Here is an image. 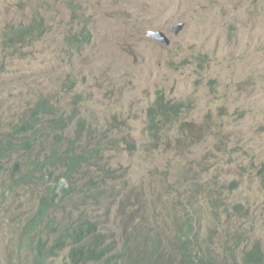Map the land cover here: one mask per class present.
Masks as SVG:
<instances>
[{
    "label": "rangeland",
    "instance_id": "rangeland-1",
    "mask_svg": "<svg viewBox=\"0 0 264 264\" xmlns=\"http://www.w3.org/2000/svg\"><path fill=\"white\" fill-rule=\"evenodd\" d=\"M34 19L46 27L40 40L4 45L10 27ZM80 29L91 40L77 52L66 40ZM0 61V132L47 98L68 122L66 137L76 118L91 129L80 145L98 136L133 144L95 162L113 177L104 170L73 181L76 192L98 180L95 199L77 209L116 249L140 231L158 240L163 263L179 264L173 241L186 210L215 264H244L255 242L264 252V0H0ZM157 92L186 111L153 138L146 119ZM48 141L35 148L38 160L52 144L65 151L54 134ZM39 182L22 189L27 197L0 195V264H30L15 242L43 194ZM67 250L52 264H67Z\"/></svg>",
    "mask_w": 264,
    "mask_h": 264
},
{
    "label": "trees",
    "instance_id": "trees-1",
    "mask_svg": "<svg viewBox=\"0 0 264 264\" xmlns=\"http://www.w3.org/2000/svg\"><path fill=\"white\" fill-rule=\"evenodd\" d=\"M45 25L40 20H33L29 25L10 27L5 33L4 45L17 51L20 47L30 45V41H38L46 33ZM91 40L89 32L80 29L67 37L66 43L75 51H81ZM4 63L0 61V71ZM56 108L47 98L38 99L13 128L0 132V173L9 157L18 151H28L32 142L47 143L48 134H54L65 145V151L56 148L52 155L42 162H31L28 172H20L21 165L15 163L10 180L4 178L0 195L14 199L17 195L27 197L29 190L18 187L35 180H42L37 185H44L43 194L39 197L33 213L24 221L17 232L15 251L24 255L30 264H52L61 252H66L67 264H167L163 256L157 253L158 240L146 237L142 233H131L123 244L116 249L107 241L105 234L100 231L96 222L92 221L84 211H78V206L89 199L94 189L101 188L98 180H89V185L73 194L66 196L65 184L73 183L79 177L91 172L103 173L104 170L112 176L110 169L101 165L99 159L105 151L123 145L127 150H133V144L123 138L106 139L96 137L93 147H84L79 143V137L91 134L80 118L74 127L75 136L63 134L68 127L64 118L55 112ZM186 106L182 102L166 99L161 92L156 93L155 100L147 111L146 130L153 138L167 135L165 131L172 127L184 114ZM183 129V125L180 126ZM186 134V130L181 131ZM64 138V140L61 139ZM47 166H61L52 172ZM98 168H95V167ZM49 171L48 175L35 177L36 173ZM113 177V176H112ZM94 184H97L94 187ZM64 198V199H63ZM186 217L177 227L173 245L176 248L179 264H215L201 251L195 232L192 217L185 210ZM142 231V230H141ZM136 245L130 244V241ZM244 264H264V252L259 242L253 243L249 250L242 253Z\"/></svg>",
    "mask_w": 264,
    "mask_h": 264
},
{
    "label": "clouds",
    "instance_id": "clouds-1",
    "mask_svg": "<svg viewBox=\"0 0 264 264\" xmlns=\"http://www.w3.org/2000/svg\"><path fill=\"white\" fill-rule=\"evenodd\" d=\"M174 33V32H173ZM165 35V34H164ZM166 36V35H165ZM5 69V66H3V69L0 71V73H2ZM39 146L40 149L42 148V144L39 142V141H34L32 142L31 144V147L28 151H25V150H21V151H18L16 153H13L9 159L7 160V162L3 165V170L1 171L3 174L4 173H8V175H6L5 179L7 181L10 180V175L9 173L11 172L13 166L15 163H18L21 165V168H19L20 172H28L30 169H31V166L29 165L31 162H42L44 161L45 159L49 158L51 155H52V150L56 148L53 147L51 145L50 149L48 152H45L43 157H42V160H38V155L39 153H36L34 152L35 148ZM40 151V150H39ZM57 151V150H56ZM58 152V151H57ZM59 153V152H58ZM60 154V153H59ZM13 161V162H12ZM12 162V163H11ZM11 165L10 168L7 169V166L8 165ZM47 168L49 169V171H53L54 169H63L61 166H53V167H50V166H47ZM49 171H44L42 173H36L35 177H40L42 175H48ZM53 173V172H52ZM54 174V173H53ZM55 175V174H54ZM56 176V175H55ZM34 179V180H33ZM32 182H28V183H25L23 184L22 186L18 187L20 189H28L30 186L34 185L36 182L38 181H42V180H35V178H32ZM65 186V192L66 193V196L64 197H67L71 194L74 193V187H73V183H67L64 185ZM64 199V198H63Z\"/></svg>",
    "mask_w": 264,
    "mask_h": 264
},
{
    "label": "water",
    "instance_id": "water-1",
    "mask_svg": "<svg viewBox=\"0 0 264 264\" xmlns=\"http://www.w3.org/2000/svg\"><path fill=\"white\" fill-rule=\"evenodd\" d=\"M181 28H182V25L179 24V25H177V26L174 28L173 32L176 33V32L179 31ZM153 39H154V40H158V41L163 42V43H167V42H168L167 39H166V37H165V35H164L163 33H156V34H154V35H153Z\"/></svg>",
    "mask_w": 264,
    "mask_h": 264
}]
</instances>
